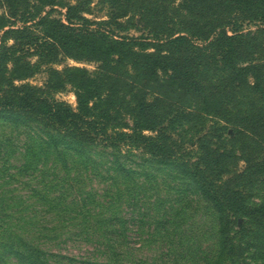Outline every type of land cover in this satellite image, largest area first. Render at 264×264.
<instances>
[{
	"label": "rangeland",
	"instance_id": "374dc122",
	"mask_svg": "<svg viewBox=\"0 0 264 264\" xmlns=\"http://www.w3.org/2000/svg\"><path fill=\"white\" fill-rule=\"evenodd\" d=\"M71 7L106 35L95 36L102 59L61 50L42 57L32 45L52 21L68 26ZM117 41L124 46L113 50ZM225 58L249 73L237 77ZM257 84L264 87V0H0V98L28 85L75 112L84 86L90 136L100 142L104 132L110 139L100 144L114 145L52 152V129L0 114V264H28L27 256L38 264H264V219L228 212L216 225L186 175L148 164L139 143L119 136L131 134L145 101L155 130L145 135L180 162L214 169L237 204L256 208L264 203ZM99 229L120 234L106 244Z\"/></svg>",
	"mask_w": 264,
	"mask_h": 264
},
{
	"label": "trees",
	"instance_id": "16d2710c",
	"mask_svg": "<svg viewBox=\"0 0 264 264\" xmlns=\"http://www.w3.org/2000/svg\"><path fill=\"white\" fill-rule=\"evenodd\" d=\"M81 11L82 10L80 9H76V7L69 8L68 12L72 14L66 18L68 26L55 20L50 23L49 32H47L43 40H40L39 42V39H36V44H32L33 46L35 45V49H39L40 56H50L57 50H61L66 56L75 55L72 57H78L83 53H88V55L93 58L99 60L102 59V57H99L105 46L101 41H98L95 36L105 38L106 35H104V32L94 30L92 24L80 15ZM3 19L4 18H2L1 21H4ZM73 20L78 22L73 23ZM224 38L230 42L233 40L227 38L225 35ZM181 39L185 40L183 37L178 38L174 40V43H179ZM123 43L124 42L117 41L110 46L113 47V50H116L122 48V46H124ZM159 60L160 59H158V61ZM223 63H227L228 67L231 68L233 72L237 73V77L245 76L246 72L249 73L247 68L238 69L237 64L231 62L229 58H225ZM241 81L242 84L246 85L245 80ZM33 89L28 87V85H21L19 87L11 86V88L6 90L0 98V114L12 116L17 123L32 121L38 123L44 128L52 129L56 134V137H50L53 139L51 146L53 148L52 152L58 151L60 146H68L67 150L73 152H77L82 145H103L106 147H114V145L108 146V144H100L110 139L106 133L103 132L101 134L103 136L100 142H97V140L92 138L89 134V126L85 125L84 117L91 112L89 105L91 96L84 86H79L75 90V97L77 100V108L75 112L57 103L52 105L48 104L43 100L42 96H37ZM254 93H256L260 100L264 102V87L257 84ZM15 95L17 98H14ZM149 106L151 105L142 101L139 104L138 112L135 114L137 120L133 125L131 134L121 133L119 136L133 139L135 142L139 143L140 145L138 147H141L140 151L146 156V162H148V164L176 168L179 169L183 175H186L189 178V181H191L193 189L200 195V197L211 203L213 210L217 215L216 225L219 224V226L222 227L224 223H227L226 214L228 212L238 213L241 211L247 215L252 214L264 219V203L253 209H247L242 204H237L235 200L238 201L240 195L238 192L225 188L223 181L218 176L219 173L216 174L211 172L214 171V169H210L209 166H203L207 171H201V166H198L197 164L190 165L182 161L180 162L176 159L174 149L171 148L169 150L167 147L168 144L160 141V137L145 135L144 132L155 133V130L150 128L152 124L150 119H152L153 114L147 113ZM30 111H32V113H30ZM36 111L42 112V118L36 116ZM44 152L46 151L44 150ZM41 154L42 152H40V155ZM118 167L122 173L130 174V177H132V171L129 172L125 170L123 165H119ZM209 172L211 174L210 177H216L217 179L211 180L208 174ZM235 194L238 195L237 198ZM61 205L64 204L59 199L55 206ZM63 208L64 210H67L69 207L64 205ZM86 210L87 212H89V210L93 211L94 207L87 208ZM103 219H106L107 222H110L111 220L110 218ZM99 233L107 239L106 244H112L118 238L120 231L113 233L111 229L105 231L99 229ZM224 233L225 230H222L220 234L223 235ZM24 260H26L28 264H38L37 258L31 259L27 256L24 257Z\"/></svg>",
	"mask_w": 264,
	"mask_h": 264
}]
</instances>
